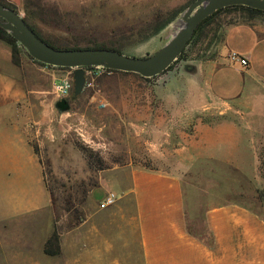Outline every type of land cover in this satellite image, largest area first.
Returning a JSON list of instances; mask_svg holds the SVG:
<instances>
[{
    "label": "rangeland",
    "instance_id": "374dc122",
    "mask_svg": "<svg viewBox=\"0 0 264 264\" xmlns=\"http://www.w3.org/2000/svg\"><path fill=\"white\" fill-rule=\"evenodd\" d=\"M2 1L14 5L22 17L55 46H113L128 55L145 56L155 52L180 28L181 15L193 0ZM239 14H224L221 18L227 20ZM170 18L174 20L160 29ZM251 22L264 33V15ZM223 29L216 35L210 32L203 42L152 77L113 70L96 74L91 66L85 67L84 87L77 95L73 88L65 97L68 109L64 111L55 106L62 97L56 94L53 84L56 79L69 76L73 69L39 62L17 41L19 57L23 55L29 63L26 73L34 79L39 91L32 92L30 102L20 105V110L25 112L27 137L42 163L44 184L50 196L48 209L25 218V224L33 227L26 233L28 238L33 234V239H37L39 230L46 227V235L42 237L47 239L56 230L60 254L52 256L56 260L54 264H141L132 196L128 194L121 199L111 188L119 190L127 186V176L117 171H123L129 164L170 168L175 161L174 148L186 136L176 130L183 128L191 132L198 120L210 122L222 117L217 114L221 108L217 104L213 114L195 112L190 118H184V103L169 101V97L174 94L181 97L193 91L195 80L187 74L194 76L195 65H186L190 62L186 60L196 56L212 59L220 55ZM235 41L241 40L236 36ZM223 55L230 63L227 53ZM188 66L191 67L186 71ZM229 69L225 70V82L237 84L242 78L244 83L239 84L240 89L241 86L249 89L252 81L246 76L247 72L242 69L243 78L241 72H237V76L235 70ZM256 75L264 80V65H258ZM204 104L205 107L210 105ZM231 109L247 110L244 104L238 103L231 105ZM255 136L260 138L258 172L254 182H244L248 192L242 193V199L264 215V134ZM84 149L92 152L91 158ZM247 154L252 165L255 154L252 151ZM208 165L213 166L207 162L206 172L196 176L192 183L195 200L217 203L234 196L240 177L225 165L212 167L218 174L210 175ZM110 192L117 196L116 201L100 208L99 202ZM194 202L190 197V210ZM188 226L197 233H206L201 207L193 210ZM8 227H11L8 223L0 224V264H31L8 260L14 248L13 230ZM89 242L102 252L89 261H69L74 254H86L88 247L96 246H87Z\"/></svg>",
    "mask_w": 264,
    "mask_h": 264
},
{
    "label": "crops",
    "instance_id": "0c3cea01",
    "mask_svg": "<svg viewBox=\"0 0 264 264\" xmlns=\"http://www.w3.org/2000/svg\"><path fill=\"white\" fill-rule=\"evenodd\" d=\"M236 36L241 40L239 43ZM230 52L242 55L247 63L226 62L223 54ZM186 61H190L186 65H195L194 76L187 74L195 80L193 91L181 97L174 94L169 101L184 103V118L195 112L213 114L217 104L223 108L217 113L222 117L210 122L198 120L191 132L176 130L186 136L175 146L172 153L175 161L170 168L129 164L123 171H117L119 175L125 173L127 186L111 189L121 199L128 194L132 196L141 264H264V215L242 199V193L248 192L244 182H254L258 172L260 138L255 134H264V80L256 75L258 65H264V33L248 23L228 25L220 55ZM27 68L25 57L20 55L19 64H14L10 46L0 41V224L8 223L11 226L8 229L13 230L14 248L8 260L54 264L56 260L43 251L46 238L42 235H46L48 228H39L37 239H33V234L28 238L26 233L33 227L25 224V218L50 205L42 163L32 150L25 112L20 110V105L30 102L32 92H39L34 79L26 73ZM229 68L241 72L243 78L242 69L247 72L252 81L249 89L244 86L240 89L242 78L237 84L225 82V70ZM204 103L210 105L205 107ZM237 103L244 104L247 110L231 109ZM249 151L255 154L252 165L247 159ZM207 162L213 164L208 165L210 175L218 174L212 167L225 165L240 177L236 196L217 203L195 200L192 183L196 176L206 172ZM189 193L195 201L192 210ZM197 206L203 210L206 233H197L188 226ZM17 233L21 236L16 237ZM90 243L87 246L96 245ZM109 246L108 243V250ZM100 252L97 245L88 247L86 254H74L69 261H89ZM122 258L126 260L123 255Z\"/></svg>",
    "mask_w": 264,
    "mask_h": 264
},
{
    "label": "water",
    "instance_id": "95a60500",
    "mask_svg": "<svg viewBox=\"0 0 264 264\" xmlns=\"http://www.w3.org/2000/svg\"><path fill=\"white\" fill-rule=\"evenodd\" d=\"M231 5H245L264 11V0H193L183 14V24L173 36L152 54L132 56L109 48H56L42 38L26 23L15 9L0 2V26L18 41L35 60L60 67L74 68V95L85 84V67L102 66L107 69L133 72L152 77L166 70L177 59L192 37L198 24L218 9ZM56 101L59 111L62 107Z\"/></svg>",
    "mask_w": 264,
    "mask_h": 264
},
{
    "label": "trees",
    "instance_id": "16d2710c",
    "mask_svg": "<svg viewBox=\"0 0 264 264\" xmlns=\"http://www.w3.org/2000/svg\"><path fill=\"white\" fill-rule=\"evenodd\" d=\"M0 2L5 4L6 6L16 10L14 5H12L11 3H7V2H4L2 0H0ZM234 12H239L240 14L236 18H231V19H227V20L221 18V16L224 15V14H230V13H234ZM260 15H264V11L256 9V8L248 7V6H245V5H231V6H226V7H223L221 9L216 10L215 12H213L211 15L207 16L205 19H203L198 24V26L196 27L192 37L188 41L186 47L183 49L182 53L178 57H182L185 54V52H188V51L192 50L191 47H195L197 44L203 42V40L208 37L210 32H212L213 35H216V32L220 28H224L225 29V27L228 26V25L237 24V23H240V22L241 23L242 22L243 23H248L250 25H254L251 22V20L256 18L257 16H260ZM172 20H174V18L168 19L165 23H163V25L160 27V29L165 27L170 22H172ZM25 21L34 30V32L40 38H42L45 42H47L48 44H50V45H52V46H54L56 48H61V47L55 46L49 40L43 38L41 36V34L36 30V28L32 24L27 22L26 19H25ZM223 33H224V31H223ZM0 40H3L6 43H8V45L10 46V50H11L12 61L14 62V64H19L20 57H19L18 43L1 26H0ZM100 47L114 49V50H118V51L122 52L119 48H116V47H113V46H99V45H97V46L87 47V48H100ZM64 48H79V47L73 46V47H64ZM187 58L188 57H186V59ZM189 58H191V57H189ZM193 58H200V57L196 56V57H193ZM109 70H112V69H109ZM113 71H117V70H113ZM122 72H124V71H122ZM59 102H60L59 103L60 106L62 107V111L68 109V103H67V99L65 97H62L61 99H59ZM84 150L86 151V155L91 158L92 157V152L88 151L86 149H84ZM43 251H44L45 254L51 255V256L60 254L59 239H58V235H57L55 229L52 231L50 236H48V238L46 239V241L44 243Z\"/></svg>",
    "mask_w": 264,
    "mask_h": 264
},
{
    "label": "built area",
    "instance_id": "2783aa9c",
    "mask_svg": "<svg viewBox=\"0 0 264 264\" xmlns=\"http://www.w3.org/2000/svg\"><path fill=\"white\" fill-rule=\"evenodd\" d=\"M228 58H229L230 63L239 62L242 65H245L247 63L245 57H243L242 55H240L236 52H230L228 54ZM91 67L94 68L96 74H99L104 70H109V69L102 67V66H91ZM72 69L74 71V68H72ZM73 71L69 76L60 77L54 81L53 87H54L56 94L59 97H66L72 91V89H73V78H72ZM85 77H86V75H85ZM85 82H86V79H85ZM116 199H117V196L114 193H112V192L107 193L103 197V199H101V201L99 202V207L100 208L107 207V206L113 204L116 201Z\"/></svg>",
    "mask_w": 264,
    "mask_h": 264
}]
</instances>
